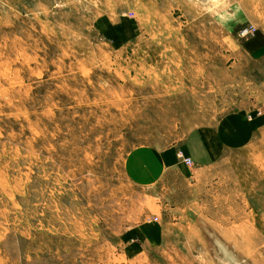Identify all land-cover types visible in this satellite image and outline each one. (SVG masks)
<instances>
[{
    "label": "rangeland",
    "instance_id": "obj_1",
    "mask_svg": "<svg viewBox=\"0 0 264 264\" xmlns=\"http://www.w3.org/2000/svg\"><path fill=\"white\" fill-rule=\"evenodd\" d=\"M227 12L0 0V264H264V0Z\"/></svg>",
    "mask_w": 264,
    "mask_h": 264
},
{
    "label": "crops",
    "instance_id": "obj_2",
    "mask_svg": "<svg viewBox=\"0 0 264 264\" xmlns=\"http://www.w3.org/2000/svg\"><path fill=\"white\" fill-rule=\"evenodd\" d=\"M194 132L195 133L191 137V141L195 143V146H189L187 149L184 148L182 149V146H179L177 147V149H182L181 151L183 155L186 154L190 156L191 159H193L194 161L204 162L205 165L211 164L213 161L217 159L216 157L222 151L221 148L222 142H223L222 145H224V149H225L228 147L227 144L228 141L231 140L236 145L238 141L242 143L243 140L246 138V136H243L241 134V129L238 127H233L232 129L229 130V133L228 131L223 134L221 133V136H219L220 133L218 135V132L215 130V128L213 130L211 128H209L208 130L204 128L203 132L202 130H200L199 132L197 131ZM173 149L175 150V148ZM174 150L169 148L160 154L161 155L160 159L162 160L163 165L169 166L173 163L179 162L176 157L177 152L174 153ZM139 151H143V150H138L137 152Z\"/></svg>",
    "mask_w": 264,
    "mask_h": 264
},
{
    "label": "clouds",
    "instance_id": "obj_3",
    "mask_svg": "<svg viewBox=\"0 0 264 264\" xmlns=\"http://www.w3.org/2000/svg\"><path fill=\"white\" fill-rule=\"evenodd\" d=\"M202 2L204 11L218 17L220 22H227L233 18V15L227 12L228 0H202Z\"/></svg>",
    "mask_w": 264,
    "mask_h": 264
},
{
    "label": "built area",
    "instance_id": "obj_4",
    "mask_svg": "<svg viewBox=\"0 0 264 264\" xmlns=\"http://www.w3.org/2000/svg\"><path fill=\"white\" fill-rule=\"evenodd\" d=\"M245 30H246V32H245ZM253 30H254V27H249V28L245 27V28H243V29L240 31V33H241V35H242V34H247V32L252 33ZM183 158L186 159V161H188V162L191 160V159H189V157H183Z\"/></svg>",
    "mask_w": 264,
    "mask_h": 264
}]
</instances>
